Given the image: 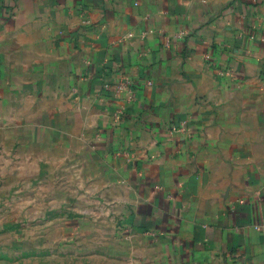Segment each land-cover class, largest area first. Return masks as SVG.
Returning <instances> with one entry per match:
<instances>
[{
    "label": "crops",
    "instance_id": "obj_1",
    "mask_svg": "<svg viewBox=\"0 0 264 264\" xmlns=\"http://www.w3.org/2000/svg\"><path fill=\"white\" fill-rule=\"evenodd\" d=\"M1 184L74 264H264V0H0Z\"/></svg>",
    "mask_w": 264,
    "mask_h": 264
},
{
    "label": "rangeland",
    "instance_id": "obj_2",
    "mask_svg": "<svg viewBox=\"0 0 264 264\" xmlns=\"http://www.w3.org/2000/svg\"><path fill=\"white\" fill-rule=\"evenodd\" d=\"M0 189L7 187L2 185ZM21 197V192H0V264H74L70 252L77 246L79 252H85L87 242L70 239V220L65 225H49L43 215L29 217ZM75 264H86V260Z\"/></svg>",
    "mask_w": 264,
    "mask_h": 264
},
{
    "label": "built area",
    "instance_id": "obj_3",
    "mask_svg": "<svg viewBox=\"0 0 264 264\" xmlns=\"http://www.w3.org/2000/svg\"><path fill=\"white\" fill-rule=\"evenodd\" d=\"M126 83H127V79H126V78H120V79H119V82H118V86H117V88H118V89H121L122 87L125 86Z\"/></svg>",
    "mask_w": 264,
    "mask_h": 264
}]
</instances>
